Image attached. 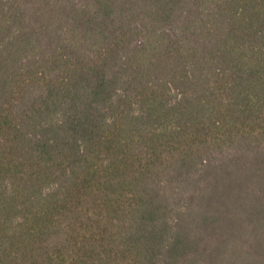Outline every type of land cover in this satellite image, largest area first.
<instances>
[{
  "label": "trees",
  "instance_id": "1",
  "mask_svg": "<svg viewBox=\"0 0 264 264\" xmlns=\"http://www.w3.org/2000/svg\"><path fill=\"white\" fill-rule=\"evenodd\" d=\"M0 264H264V0H0Z\"/></svg>",
  "mask_w": 264,
  "mask_h": 264
}]
</instances>
